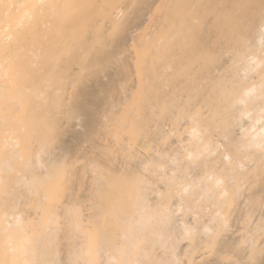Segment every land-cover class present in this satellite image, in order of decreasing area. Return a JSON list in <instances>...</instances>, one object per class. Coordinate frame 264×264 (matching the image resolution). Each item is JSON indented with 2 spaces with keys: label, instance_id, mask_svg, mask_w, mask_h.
Here are the masks:
<instances>
[{
  "label": "bare ground",
  "instance_id": "bare-ground-1",
  "mask_svg": "<svg viewBox=\"0 0 264 264\" xmlns=\"http://www.w3.org/2000/svg\"><path fill=\"white\" fill-rule=\"evenodd\" d=\"M0 264H264V0H0Z\"/></svg>",
  "mask_w": 264,
  "mask_h": 264
}]
</instances>
